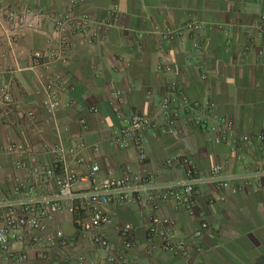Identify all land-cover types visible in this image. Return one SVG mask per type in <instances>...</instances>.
I'll return each mask as SVG.
<instances>
[{
    "label": "crops",
    "instance_id": "crops-1",
    "mask_svg": "<svg viewBox=\"0 0 264 264\" xmlns=\"http://www.w3.org/2000/svg\"><path fill=\"white\" fill-rule=\"evenodd\" d=\"M4 1L18 10H40L49 18L41 24V33L29 32L20 39L18 62L0 31V69L28 67L31 54L57 48L52 37L55 18L70 16L72 33L68 64L52 68L69 77L71 89L60 93L62 107L51 124L46 123L44 97L36 92L37 76L24 71L11 79L14 100L23 104V111L34 112L37 124L28 129L17 124L18 111H0L2 195L15 176L14 158L4 152L12 142L37 146L42 138H62L66 144L85 143L88 149L81 154L85 164L77 168L80 177L89 175L94 165L101 170L95 178L80 180L78 190H93L105 178L123 176L128 167L162 183H177L184 179L183 167L167 162L174 156L186 157L200 177L220 166L231 179L229 188L200 184L193 215L177 211L173 203L161 208L160 213L176 220L178 236L189 242L191 259L148 244L149 218L155 211L144 200L140 205H111L116 222L133 227V246L128 248L116 229L106 233L114 252L128 264H264V152L256 139L264 132V28L259 23L264 0ZM189 23L202 30L187 29ZM156 29L183 35L165 39ZM172 82L178 86L174 94ZM160 97L175 99L173 107L180 108L181 118L173 127L161 110ZM93 107L97 114L89 112ZM209 112L216 121L232 120L235 132L222 139L212 125L196 124V117ZM131 113L155 123L144 134V161L137 146L124 149L114 143ZM82 119L87 120L86 127ZM243 136L252 141L243 143ZM203 222L209 228L197 239L194 235ZM78 229L79 221L67 212L50 225L52 232L63 231L69 238L60 250L64 254L102 260L105 252L90 238L76 239Z\"/></svg>",
    "mask_w": 264,
    "mask_h": 264
},
{
    "label": "built area",
    "instance_id": "built-area-1",
    "mask_svg": "<svg viewBox=\"0 0 264 264\" xmlns=\"http://www.w3.org/2000/svg\"><path fill=\"white\" fill-rule=\"evenodd\" d=\"M49 16L40 10H18L0 0V31L1 37L7 42L10 54L18 62L16 48L22 37L29 32H42L41 24ZM72 18L62 16L54 19L52 37L58 47L47 53L35 52L28 57L30 66L0 69V111H18L17 124L33 129L36 115L32 111H23V104L14 100L11 79L16 73L33 72L38 78L37 94L43 96V106L47 111V124L55 119L62 107L60 93L71 89L69 77L62 73L52 72L56 63L68 64L66 49L70 43ZM260 27L264 28V16L260 18ZM187 29L201 31L197 23L187 24ZM165 39L183 35V31L162 33ZM42 70L43 73L39 71ZM167 72L171 69L167 66ZM10 75L5 81L4 76ZM172 94L178 90L176 82L170 85ZM175 96V95H174ZM161 110L172 127L181 118L180 108H174L175 99L159 98ZM97 114L98 109H89ZM211 112L199 115L194 119L196 124L212 125L213 132L225 139L235 132V123L228 118H214ZM216 122V123H215ZM80 123L87 126V120ZM155 126L152 118L131 113L114 139L121 148L132 145L139 148L140 158L146 160L147 154L142 147L147 128ZM218 138V141H221ZM264 152V132L257 134ZM243 143H250V136H243ZM88 149L85 143L66 144L62 138L48 141L45 138L37 146H27L24 143L12 142L4 152L14 158L15 176L12 186L5 194L0 192V264H128L126 260L114 252V246L106 233L116 229L122 240V245L132 247L133 227L130 224L119 225L110 211L112 204L140 205L144 200L155 213L149 218L147 242L160 250L181 256L184 260L191 259L189 242L178 236L177 222L168 214L160 213L161 208L173 203L179 212L194 214L197 205V188L203 183L216 184L220 188H229L231 179L223 174L222 167H214L208 176L196 174V166L186 157H171L167 164L174 166L179 163L183 167L184 179L179 182L162 183L152 174L135 171L132 168L121 177L105 178L93 190H78L80 180L95 178L101 168L91 167L89 175L80 177L77 168L84 166L82 152ZM236 150L235 147L232 148ZM264 175V171L262 172ZM67 212L79 221L76 239L90 238L91 242L105 252L102 260H90L86 255L74 256L60 251L69 243V238L63 231L52 232L50 225L60 214ZM209 228L206 222L195 233L200 239ZM62 252V253H61ZM35 256L37 260L33 258Z\"/></svg>",
    "mask_w": 264,
    "mask_h": 264
}]
</instances>
